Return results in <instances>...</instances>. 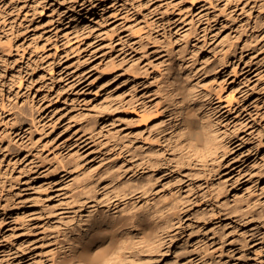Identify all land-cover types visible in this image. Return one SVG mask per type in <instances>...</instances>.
<instances>
[{
  "label": "rangeland",
  "instance_id": "rangeland-1",
  "mask_svg": "<svg viewBox=\"0 0 264 264\" xmlns=\"http://www.w3.org/2000/svg\"><path fill=\"white\" fill-rule=\"evenodd\" d=\"M262 17L264 12L247 0L240 5L227 0H212V4L208 0L197 4L191 0H0V61L13 65L5 71L0 62L5 98L0 102L4 117L0 123L4 134L0 138V220L5 222L0 226V260L4 264L40 260L79 264L70 261L72 244L66 236L79 225L98 229L125 217L110 232L99 233L105 259L128 245L147 253L141 259L151 264H175L176 242L199 230L200 239L211 250L220 244L232 245L236 257L244 255L248 264H264V221L259 219L264 214V174L247 175L250 170L264 173V168H252L264 164V147L251 151L255 142H245L251 139L249 132H264V120L258 123L251 118L254 112L264 115V91L253 90L264 89V80L259 79L264 75V40L254 48H244L253 37L264 36V27L253 31L258 21L264 22ZM170 42L175 43L168 47ZM182 50L188 56L198 53L194 66H187L192 61L181 58ZM207 60L212 62L205 68ZM78 61L82 63L77 65ZM170 65L171 73L178 72L186 83L188 99L190 88L215 80L211 86L218 90L215 105L224 113L221 119L233 127L247 121L251 127L234 134L229 142L234 150L220 165L199 170L184 166L186 157L202 164L208 157L195 154L185 140L180 142L183 150L173 155L167 137L160 136L162 172L156 186L144 193L139 149L156 144L159 132L154 129L173 116L163 115L144 129L132 113L139 112L144 100L167 99L169 106L165 71ZM217 66L218 71L207 74ZM44 97L48 99L40 104ZM72 101L78 102L75 109ZM193 103L199 124L204 126L202 113L194 105L211 108L208 102ZM229 107L234 110L227 111ZM35 108L43 111L36 115ZM29 115L41 125L55 122V127L45 128L47 135L39 130L29 135L34 123ZM8 122L11 127L6 126ZM173 125L180 134L175 119L165 123V128ZM256 142L264 143V139ZM130 145L137 151L133 159ZM215 168L218 171H212ZM179 179L184 183L175 184ZM73 193L93 205L109 194L129 199L105 209L78 203ZM92 195L96 200L90 199ZM67 204L74 207L62 206ZM236 205L243 217L228 214ZM176 213L184 215L182 235L174 226ZM148 218H154L153 222ZM61 219L72 222L61 224ZM57 227L59 232L46 231ZM142 228L150 235L149 245L144 244ZM156 232L161 236L158 244ZM112 235L116 237L111 239ZM8 236L13 237L11 243L4 240ZM23 246L28 247L20 253ZM44 253L54 255L49 258Z\"/></svg>",
  "mask_w": 264,
  "mask_h": 264
},
{
  "label": "bare ground",
  "instance_id": "bare-ground-1",
  "mask_svg": "<svg viewBox=\"0 0 264 264\" xmlns=\"http://www.w3.org/2000/svg\"><path fill=\"white\" fill-rule=\"evenodd\" d=\"M173 68L171 65L167 67L165 71V77L168 81L166 86V96L167 98L174 97V99H168L169 106L167 104V99L165 101H156L155 103L151 101H142L139 105V112L133 110V118L135 122H138L142 128H147L150 124H154L158 118H161L163 115H172L175 118V122L180 126L181 133L180 135L185 137L188 147L195 154H199L201 158H207L216 153V146L210 145L207 142V129L206 126H200L198 117L196 115V110L193 107V102L187 97V85L181 79L178 72L171 73ZM177 105H182L178 107ZM164 108V111L161 112L159 109ZM171 107L173 109L169 110ZM136 108V107H135ZM134 108V109H135ZM157 110H153V109ZM203 135L205 139L203 138ZM167 141L166 137H162ZM205 140V145L203 141ZM160 139L157 140L156 144L147 143L145 146L140 147L139 150L142 152L141 157V166L143 167L144 179L141 180L142 190L144 193L150 191L154 186H156L157 176L162 172L161 163L164 159V155H161L159 152L162 148ZM157 147V149H155ZM129 152L132 159L136 156V149L133 145H130ZM164 154L167 151H163ZM188 155H190L188 153ZM135 181V180H130ZM134 185H130V189L133 192L135 188ZM179 213V212H178ZM228 214H238L240 217L244 216V213L239 209V207L233 206ZM177 215V213H176ZM264 215V214H263ZM183 214H178L176 216L177 223L180 224L178 227L179 234L183 233L182 218ZM182 217V218H181ZM200 219H203V215H198ZM125 217L117 218V220H123ZM154 219V218H153ZM152 218H148L149 222H153ZM112 221L109 223L106 228H91L85 225H82L75 229L70 236H66V240L72 244V247L69 249V255H71L70 261L75 260L79 264H123V258L120 255L121 250L128 248L124 246L123 249H120L114 257L105 259L104 252H102V244L99 243V233L110 232L111 229L116 227L118 221ZM87 223V222H86ZM85 223V224H86ZM199 225H196L198 228ZM142 233L144 236L149 238L148 231L146 232L142 228ZM156 241L160 240V234L156 232ZM201 232L199 230L194 231L189 238L182 241H177L176 251V263L175 264H248L246 258L240 259V257H245L240 255L236 257V253L233 250L232 245L229 247H223L220 244V247L215 250H211L210 245L203 243V239H200ZM116 236L112 235L111 239ZM179 237V235H178ZM206 239V237H205ZM162 241V239H161ZM144 244H151V239L144 240ZM223 242V238L221 240ZM220 242V243H221ZM248 246V245H247ZM241 251V247L239 249Z\"/></svg>",
  "mask_w": 264,
  "mask_h": 264
},
{
  "label": "clouds",
  "instance_id": "clouds-1",
  "mask_svg": "<svg viewBox=\"0 0 264 264\" xmlns=\"http://www.w3.org/2000/svg\"><path fill=\"white\" fill-rule=\"evenodd\" d=\"M44 0H41V3H43ZM61 3H69L71 2V0H60ZM130 2L132 3H136L137 0H130ZM149 2L151 3V0H149ZM192 3L195 2V0H191ZM209 4H212V0H208ZM228 4H236V5H240L242 3V0H227ZM247 4L252 6V7H259L261 12H264V0H255V3H253V0H247ZM215 5H213L214 7ZM141 7H144L143 5H141ZM158 11V10H156ZM245 15H247L248 17H252V13L251 12H246ZM231 19V17H230ZM251 27V26H249ZM264 27V22H260L258 21L256 24L255 29H253V31L258 30L259 28ZM245 32L249 31V28H245L244 29ZM197 39H199V37H197ZM237 40L239 39V37L236 38ZM261 40H264V36H260V37H253V42L249 43V44H245L244 48H254L256 44L260 43ZM162 43V42H161ZM175 43V42H170L168 44V47H171V44ZM233 43H235V41H233ZM142 50V49H141ZM233 51V54H235V51ZM197 52H192L191 56H188L184 53V51H181V58L183 60H191L192 64L191 65H187L188 67H192L195 65L196 63V56H197ZM4 64V69L6 71L7 67H11L13 65L7 63L6 61H0ZM212 61L211 60H207L204 62V66L206 68V66L208 64H210ZM80 63H82V61H78L77 65H79ZM249 63H251V61H249ZM185 65H181V68H183ZM31 67V65H30ZM219 70V66L214 67L213 69L209 70V72L207 74H211V72H215ZM198 71H203V69H199ZM235 74V73H233ZM3 77V72H0V78ZM26 78V77H25ZM43 79V78H42ZM259 79L264 80V75L260 76ZM217 83V81L213 80L211 82V85H215ZM221 84L226 83V81H221ZM248 82L245 81V84H247ZM211 85H198L196 88H190L188 95H189V99L191 101H199L201 103L203 102H208V107L211 108V111H208L207 109H205L204 107H201L200 104H195L194 106H196L199 109V113H202L201 115V119L203 120L204 125L206 126L207 129V142L210 145H215L216 146V155L214 156H209L207 161L204 162L202 164L201 161L199 160H194L193 158L190 157H186V162L185 165L186 167H191L193 169H201L202 167H208L211 165H220L221 161L223 160V158L230 154L234 149L229 147V142L232 140L233 136L235 133H238L239 131L242 130H247L248 128L251 127V125L245 121L244 124H238L235 127H233L231 125V122H225V120H222L221 117L224 115V113L221 110L220 106H216L215 105V93L218 91L217 89L213 88ZM245 85L242 84V87H244ZM3 87L4 86H0V102H3V100L5 99L3 96ZM203 90V91H202ZM254 91H264V89H258V88H253ZM65 91H67V89H65ZM236 91H240V89H236ZM246 95V93H245ZM233 96H235V93H233ZM232 96L229 97V101L232 100ZM48 97H44L41 99L40 104L44 103V100H47ZM53 102L55 101L56 97H53ZM122 100L123 98H114L115 100ZM170 99H174V97H170L168 98ZM67 103V102H66ZM73 105V109H75L78 105V102L76 101H72L71 102ZM161 103H163L161 101ZM178 107H181L182 105H177ZM27 107H31V104H29ZM111 111H116V108H112L110 109ZM153 110H157V109H153ZM161 112L164 111V108L162 107L161 109H159ZM234 109L232 108H228L227 111H233ZM5 112L8 111V109L4 110ZM41 111H43L42 108H35L33 109V112L36 113V115H38ZM103 110H101V114H102ZM29 120H33V126L28 130L29 135H31L32 133L36 132L37 130H39L41 132L42 135H47L48 132L45 131V128H54L55 127V122L51 123V124H45V125H41L39 120H35L33 116L29 115ZM252 120H256L258 123L261 120H264V115H261L258 112H254L252 114ZM81 119H84V117H82ZM94 119V117H93ZM175 118H172L171 120H168L164 123H161L159 125H157L156 129H154V131H158L159 132V136L157 137V140L159 141V137L160 136H166L168 139V149L173 153V155H176L178 153H180L184 146L181 145V141L185 139L184 136L179 134V129H175L174 130V125L172 127H168L165 128V123H167L169 125V123L171 121H173ZM0 123H4V117L3 114H0ZM72 122L70 121L68 127H71ZM12 122H8L7 123V127H11ZM65 131H67V128H65ZM89 132H91V129L88 130ZM94 135V133H93ZM248 136L251 137L250 140H246L245 142H255V146L254 149H252L251 151H255L257 149H259L260 147H264V143H259L256 142L259 139H264V132H260V133H256L255 130H253L252 132L248 133ZM4 134L0 133V138H3ZM87 138V136H86ZM161 143H163V141H160ZM35 143H33V146H35ZM248 153H245V155H247ZM161 155H163V153H161ZM264 159V158H261ZM264 168V164H253L252 168ZM175 170V169H174ZM212 171H218V168L212 169ZM264 173L261 172H253V171H249L247 173L248 177L251 178L253 176H259L262 175ZM202 178V177H201ZM189 179H193V176L189 175ZM184 180L183 179H179L175 181V184H183ZM133 196H135V193L132 194ZM74 198L77 200L78 203H86L89 204L90 207H95V205H99L105 209H107V207L111 204L116 203L117 201L121 200V199H129V197L124 196V197H115V196H111L109 195H105L102 198H100L97 203L95 205L91 204L89 201L86 200H82L80 198V196L76 193H73ZM91 200H96V196L92 195ZM62 206H66L68 208H72L74 207L71 204H67V205H62ZM5 207H7L5 205ZM53 215H60L59 213H56L53 211L52 213ZM126 215H130V213H127ZM213 215H215V213H213ZM43 218V217H42ZM255 219V218H254ZM259 219L261 221H264V215H261L259 217ZM16 223H19L20 221H15ZM72 221H66L61 219L60 223L61 224H67V223H71ZM247 222V221H245ZM5 222L3 220H0V226H3ZM174 226L175 227H180L179 223H175L174 222ZM101 227H107V224H103L101 225ZM47 232H59V228H48L46 230ZM168 231H171V227H169ZM13 237L8 236L5 237L4 240L7 241L8 243H11ZM3 242V241H0ZM233 243H236V241H233ZM28 246H23L19 249V252L22 253L25 248H27ZM245 247H247V243H245ZM18 254V253H16ZM10 256L15 255V254H9ZM41 255H46L49 258H51L54 254L51 253H44ZM121 257L123 258V264H151L150 261H145L143 259H141L142 256L147 255V253H145L142 249L139 248H133V247H128L126 249L121 250L120 252ZM159 255H166V253L164 252H160ZM240 259H245V257H240ZM0 264H4L3 260H0ZM36 264H45L44 260H40L37 261Z\"/></svg>",
  "mask_w": 264,
  "mask_h": 264
},
{
  "label": "snow or ice",
  "instance_id": "snow-or-ice-1",
  "mask_svg": "<svg viewBox=\"0 0 264 264\" xmlns=\"http://www.w3.org/2000/svg\"><path fill=\"white\" fill-rule=\"evenodd\" d=\"M198 3V0H195V2L193 4H197ZM262 19H264V17H262ZM239 92V91H237Z\"/></svg>",
  "mask_w": 264,
  "mask_h": 264
}]
</instances>
